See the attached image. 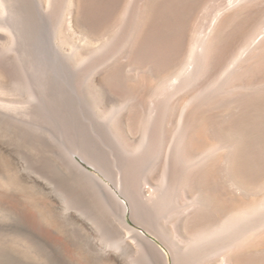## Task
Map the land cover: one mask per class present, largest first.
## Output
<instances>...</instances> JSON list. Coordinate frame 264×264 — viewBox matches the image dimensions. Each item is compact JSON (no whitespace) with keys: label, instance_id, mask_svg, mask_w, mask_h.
<instances>
[{"label":"rangeland","instance_id":"374dc122","mask_svg":"<svg viewBox=\"0 0 264 264\" xmlns=\"http://www.w3.org/2000/svg\"><path fill=\"white\" fill-rule=\"evenodd\" d=\"M228 1L79 0L87 28L71 30L66 0H20L14 12L0 10V25L12 29L0 26V264H114L101 250L104 232L64 211L53 170L66 148L79 150V160L103 163L111 176L97 173L114 186L116 164L126 167L142 138L138 116L150 100L173 105L172 135L182 101L208 80L159 90L163 76L180 68L198 39L217 45L239 37L245 21H231L238 7ZM167 141L144 160L158 181ZM118 197L129 200L123 191Z\"/></svg>","mask_w":264,"mask_h":264},{"label":"bare ground","instance_id":"6f19581e","mask_svg":"<svg viewBox=\"0 0 264 264\" xmlns=\"http://www.w3.org/2000/svg\"><path fill=\"white\" fill-rule=\"evenodd\" d=\"M18 2L0 0V10L13 11ZM228 2L238 7L231 21H245L239 37L217 45L198 39L158 85L164 90L180 79L208 80L182 101L172 135L173 105L150 100L143 104L148 113L138 116L142 138L128 158L123 155L126 167L116 164L114 186L97 173L111 176L103 163L79 160V150L64 148L53 170L64 211L104 232L101 250L114 264H264V0ZM65 14L69 29L87 28L79 0H66ZM0 26L12 34L9 24ZM169 139L158 181L144 160ZM122 191L128 202L119 201Z\"/></svg>","mask_w":264,"mask_h":264}]
</instances>
